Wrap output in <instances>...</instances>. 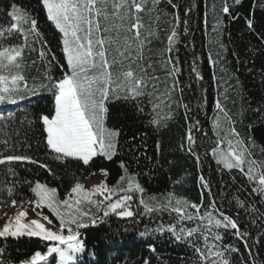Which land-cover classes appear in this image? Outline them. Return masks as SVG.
I'll use <instances>...</instances> for the list:
<instances>
[{
	"label": "trees",
	"instance_id": "trees-1",
	"mask_svg": "<svg viewBox=\"0 0 264 264\" xmlns=\"http://www.w3.org/2000/svg\"><path fill=\"white\" fill-rule=\"evenodd\" d=\"M146 4L142 14L146 31L142 32L151 35L144 49V63H151L149 74L159 77L154 82L156 89L150 86L149 91L163 93L171 88L174 81L168 70L173 64L176 67V87L170 99L163 98L167 103L161 104L159 110L161 126L149 123L152 103L148 98L140 97L139 105L133 100L111 99L106 104L109 111L105 126L120 133L117 154L111 161L97 157L91 165L81 167L74 161L66 164L52 158L40 120L41 114H51L53 109L52 93L40 87L48 84L45 73L59 79L67 72L62 34L47 20L42 0H0V25L7 27V13L16 5L37 20L40 33H29L24 49L23 72L29 86H36V93H22L24 99L0 104L5 109L0 113V156L23 155L38 163L12 161L0 165V218L12 199L18 203L34 199L30 187L37 181L56 188L61 200L77 179L86 184L93 177L91 173L101 174L100 169L108 171L107 183L115 186L125 175L120 167L123 162L128 175L144 189L143 193H119L133 197L129 204L136 215L122 218L110 213L101 221L102 211L92 206L90 215L97 223L93 225L85 218L88 227L79 229L85 251L78 254L76 264H199L193 244L188 239L177 240L168 231L170 224H175L177 231L181 227L176 213L167 209L146 213L140 204L141 198L159 204L166 203L169 197L173 204L176 199L187 200L202 205L201 213L218 215L210 207L214 201L215 209L235 220L244 234L219 230L223 239L216 243L225 258L230 264H264V195L253 191L257 185L244 173L223 168L212 155L219 138L213 125L219 117L220 136L234 125L249 146L251 158L260 162L257 171L264 166V0H240L238 4L235 0H172L176 7L167 0H160L155 7L153 0H146ZM224 6H228L229 13L222 11ZM173 26L177 37L168 52ZM11 42L19 44L22 38L17 34ZM41 50L45 52L43 59ZM169 57L171 63H167ZM217 102L228 112L231 125L217 109ZM189 129L195 140L191 152L186 139ZM228 139L235 145L236 137ZM221 148L228 150L226 140ZM201 177L207 187L202 186ZM126 185L127 177L120 187ZM8 188L13 190L12 196ZM43 212L58 225L47 208ZM197 223L186 220L183 227L192 228ZM191 239L196 241V247H203L199 233ZM47 243L38 237L0 238V248H5V257L13 264H20L36 251L46 252ZM225 246L239 251H228ZM49 264H60L59 257H49Z\"/></svg>",
	"mask_w": 264,
	"mask_h": 264
},
{
	"label": "snow or ice",
	"instance_id": "snow-or-ice-1",
	"mask_svg": "<svg viewBox=\"0 0 264 264\" xmlns=\"http://www.w3.org/2000/svg\"><path fill=\"white\" fill-rule=\"evenodd\" d=\"M159 3L160 0H153L154 7ZM167 3L172 4V0H167ZM235 3H240V0H235ZM42 5L46 9L47 20L51 21L62 34V51L67 62V72L61 78L56 79L45 73L48 84L40 85L53 96L51 114L40 116L46 132V147L54 160L66 164L74 161L78 166H89L97 157L111 161L117 154V138L120 133L105 126L109 111L107 102L123 98L136 101L139 105L142 103L139 98L146 97L152 103L149 123L161 126L159 110L161 104L167 103L163 98L170 99L171 91L176 87L174 75L176 67L173 64L168 70L174 81L171 88H166L163 93L149 91L150 86L156 89L154 82L158 81L159 77L149 74L151 63H144V49L150 43L151 35L142 32L146 31L142 15L147 6L146 0H42ZM172 6L176 7L174 4ZM11 8L12 10L7 13L9 18L7 27L0 25V104L16 103L17 99L25 98L22 93H36V86H29L23 69L28 34L40 36L38 22L30 13L16 5H12ZM222 11L229 13L228 6H224ZM176 20L178 22V16ZM248 26L252 27L251 20L248 21ZM17 34L22 38V42L12 43L11 40ZM176 37L177 32L173 26L168 36V52L172 51ZM39 55L43 59L45 52L41 50ZM167 63H171L170 57ZM216 107L231 125L228 112L219 102ZM139 110L143 111V108ZM167 119L165 116L164 120ZM213 127L218 129L219 137L212 149V155L217 163L225 169H237L244 173L249 181L257 185L253 191L264 195V166L257 171L260 162L251 158L249 146L240 138L234 125L228 129L225 136H220L219 117L216 118ZM229 136L236 137L235 145L232 139H228ZM186 139L188 151L191 152V146L195 143L191 129ZM225 140L228 145L227 151L221 148ZM3 143L7 144V141ZM12 161L38 163L31 157L23 155L0 156V165ZM40 166L47 168L46 164ZM120 167L124 169L125 175L120 177L117 185L109 186L107 180L102 179L99 183L86 188L85 184L77 179L63 200L58 198L56 188H50L39 181L35 182L34 186L30 187L34 199L19 202L17 211L0 226V238L6 241L9 237L18 239L27 236L49 242L46 244V252L36 251L29 258L20 261V264H49V257H53L54 254L59 257L60 264H76L78 254L85 251V243L79 229L88 227L85 218L93 225L97 223L96 218L90 215L92 206L102 211L101 221L110 213L122 218L136 215L129 204L133 197L128 194L120 196L119 193L133 191L143 193L144 189L134 182V177L128 175L123 162ZM49 171L51 172V169ZM99 171L105 178L109 175L106 169ZM91 175L95 176L96 173L93 172ZM126 177L127 185L121 188L120 184ZM200 179L202 186L207 187L203 177ZM7 193L12 196L13 190L8 188ZM113 194L118 198L113 199ZM100 197L102 199H99ZM150 199L156 200L155 197ZM17 203L16 199H12L11 207L16 208ZM25 203L30 205L37 218L29 219V210L24 208ZM140 204L144 206L146 213L165 209L170 213H176L177 223L181 224V227L177 231L176 225L170 224L168 231L177 240L188 239L193 244V251L199 259V264H230L225 258V252L220 250L216 243L223 239L220 229L224 231L232 229L235 230L233 235H244L240 233L235 220L223 211L215 209L214 201L210 207L218 215H213L209 211L201 213L202 205L189 203L187 200L176 199L173 204L172 197L167 198L166 203L159 204L147 203L141 198ZM2 206L3 201H0V207ZM44 208L54 215L58 225L44 214ZM186 220H196L198 223L195 227L186 229L183 227ZM197 233L203 238L202 248L196 247V241L191 239ZM210 240L213 242L210 243ZM225 247L228 251H239L231 246ZM152 251H155V248ZM0 264H13L5 257V248H0Z\"/></svg>",
	"mask_w": 264,
	"mask_h": 264
},
{
	"label": "rangeland",
	"instance_id": "rangeland-1",
	"mask_svg": "<svg viewBox=\"0 0 264 264\" xmlns=\"http://www.w3.org/2000/svg\"><path fill=\"white\" fill-rule=\"evenodd\" d=\"M259 170H260V168H258V171ZM106 178L103 177L102 174L95 175V176L91 177L86 182L85 186H86V188H90L93 184L99 183L102 179H106ZM18 208H19V203H17V207L16 208H13V207L10 206L8 208V210L6 211L7 215H3L2 218H0V226H2L3 223L5 222V220L8 219L10 216H12L17 211ZM24 208H26V209L29 210V219H35V218H37L36 214L31 211V207H28V205H24ZM46 215H48V214H46Z\"/></svg>",
	"mask_w": 264,
	"mask_h": 264
}]
</instances>
